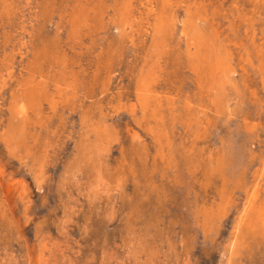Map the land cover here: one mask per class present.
I'll list each match as a JSON object with an SVG mask.
<instances>
[{
  "label": "rangeland",
  "instance_id": "1",
  "mask_svg": "<svg viewBox=\"0 0 264 264\" xmlns=\"http://www.w3.org/2000/svg\"><path fill=\"white\" fill-rule=\"evenodd\" d=\"M0 264H264V0H0Z\"/></svg>",
  "mask_w": 264,
  "mask_h": 264
}]
</instances>
